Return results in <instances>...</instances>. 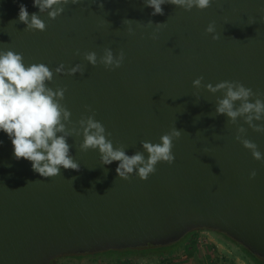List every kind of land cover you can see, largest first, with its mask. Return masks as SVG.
Masks as SVG:
<instances>
[{
	"label": "water",
	"instance_id": "obj_1",
	"mask_svg": "<svg viewBox=\"0 0 264 264\" xmlns=\"http://www.w3.org/2000/svg\"><path fill=\"white\" fill-rule=\"evenodd\" d=\"M21 4L40 16L45 31L26 28ZM63 7L53 20L33 0H0V51L54 72L48 86L66 90L67 142L80 166L45 179L30 161L14 158L0 133V264L165 248L195 231L221 233L264 262V160L236 139L243 127L264 153V133L244 117L233 123L218 114L223 92L193 87L200 77L204 85L239 82L256 94L253 102L264 99V0H213L192 11L166 3L162 15H152L146 0ZM210 23L217 40L206 33ZM109 48L124 53L120 68L99 63ZM88 52L97 54L96 66L84 59ZM61 64L65 74H55ZM77 64L82 74L68 75ZM91 115L129 155L175 128L181 137L173 141L174 163H159L146 181L119 178V162L105 165L98 149L79 147V121Z\"/></svg>",
	"mask_w": 264,
	"mask_h": 264
},
{
	"label": "clouds",
	"instance_id": "obj_2",
	"mask_svg": "<svg viewBox=\"0 0 264 264\" xmlns=\"http://www.w3.org/2000/svg\"><path fill=\"white\" fill-rule=\"evenodd\" d=\"M80 4L81 0H33V6L41 12L47 11L48 17L55 20L64 12V5ZM173 4L185 11L193 9L205 10L211 6L213 0H146L147 7L153 9L152 15H162L163 5ZM19 20L26 24L28 30L45 31L46 23L35 13L29 14L27 6L21 4ZM125 23H131L125 20ZM215 24L210 23L206 33L213 40L219 39L215 33ZM129 32L132 29L129 28ZM84 59L96 66L98 56L95 52H88ZM125 55L121 51L118 56L113 51L105 49L104 55L99 58V63L105 68H120ZM63 64L55 69V74H65ZM82 74L79 64L67 70L68 75ZM54 80V72L44 63L25 64L22 53L12 50L0 51V133L7 134L13 145V156L31 162L32 169L40 176L54 178L61 173V168L79 170L78 162L70 155V146L67 142L65 122L70 121L72 113L61 101L65 98V89L49 87ZM193 87L206 89L215 94L223 92V98L218 101L216 111L226 115L235 123L244 117L246 123L254 131L264 133V124L254 121L264 120V99L252 97L256 95L251 88L242 83L222 81L215 85L203 84V77L193 81ZM239 102V107L236 106ZM90 110V109H89ZM83 129V142L80 144L82 151L89 149L99 150L102 163L110 165L119 162L116 172L119 178L127 180L133 174L140 179L147 180L156 171L159 163L173 164V141L181 137V132L175 128L160 137V142H142L143 152L133 155L127 154L123 145L114 147L108 139L110 133L106 132L104 125L95 119L94 115L82 118L79 121ZM246 129L241 127L237 131L236 139L250 150L254 159L264 160V153L258 146L244 138ZM2 144V141H0ZM147 153V156H145ZM256 172L252 171L251 177L255 178Z\"/></svg>",
	"mask_w": 264,
	"mask_h": 264
},
{
	"label": "rangeland",
	"instance_id": "obj_3",
	"mask_svg": "<svg viewBox=\"0 0 264 264\" xmlns=\"http://www.w3.org/2000/svg\"><path fill=\"white\" fill-rule=\"evenodd\" d=\"M195 237V238H194ZM213 240V242H212ZM212 246V249H221L227 255L239 260L241 264H255L245 249L217 232L195 231L188 234L179 242L165 247L164 250L148 253H130L125 251H110L98 255L85 257H64L51 264H181L188 252L198 250L200 246ZM223 248H220V247ZM207 247V246H206Z\"/></svg>",
	"mask_w": 264,
	"mask_h": 264
},
{
	"label": "crops",
	"instance_id": "obj_4",
	"mask_svg": "<svg viewBox=\"0 0 264 264\" xmlns=\"http://www.w3.org/2000/svg\"><path fill=\"white\" fill-rule=\"evenodd\" d=\"M195 238V237H194ZM213 242V240H212ZM207 246V247H206ZM212 249V246L204 245L198 247V250L188 252L185 260L181 264H241L239 258L235 259L227 255L221 249ZM220 248H223L222 246Z\"/></svg>",
	"mask_w": 264,
	"mask_h": 264
},
{
	"label": "trees",
	"instance_id": "obj_5",
	"mask_svg": "<svg viewBox=\"0 0 264 264\" xmlns=\"http://www.w3.org/2000/svg\"><path fill=\"white\" fill-rule=\"evenodd\" d=\"M244 248V247H243ZM165 248H159V249H153V250H146V251H134V250H126L128 252V254L130 253H148V252H154V251H161L164 250ZM245 249V248H244ZM246 252L249 253V255L251 256L252 260L254 261L255 264H264L263 261L257 259L254 255H252L248 250L245 249ZM113 252V251H112ZM115 252V251H114ZM117 252V251H116ZM119 252V251H118ZM117 252V253H118Z\"/></svg>",
	"mask_w": 264,
	"mask_h": 264
}]
</instances>
